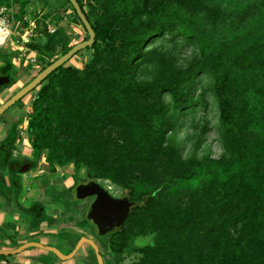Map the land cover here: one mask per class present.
<instances>
[{"label": "trees", "instance_id": "16d2710c", "mask_svg": "<svg viewBox=\"0 0 264 264\" xmlns=\"http://www.w3.org/2000/svg\"><path fill=\"white\" fill-rule=\"evenodd\" d=\"M77 1L92 60L41 85L36 163L47 151L51 169L73 164L127 193L134 207L103 243L117 264L150 236L132 264H264V0ZM46 31L32 46L40 72L74 47L55 58L65 42ZM212 130L220 159L201 151Z\"/></svg>", "mask_w": 264, "mask_h": 264}, {"label": "rangeland", "instance_id": "374dc122", "mask_svg": "<svg viewBox=\"0 0 264 264\" xmlns=\"http://www.w3.org/2000/svg\"><path fill=\"white\" fill-rule=\"evenodd\" d=\"M85 5H86V10L89 11L90 8L88 6V0H82ZM10 3L11 6H19L20 8L18 10L21 12H26V14L32 16L33 18H36L38 21V25L41 30L44 31V29H47V33L52 34L53 30H56L55 34H58L60 37H62L63 41L65 42L64 44L62 43L57 47L54 52H55V58L59 57L63 54V52L69 48L73 47L79 43L84 42L88 37V32L82 25V22L77 13L73 11L71 8L72 5H68L66 3V0H0V3ZM23 6L24 9H23ZM73 7V6H72ZM25 14V13H24ZM79 18V19H78ZM38 42L42 44L47 43V39L45 36H41L38 39ZM169 45L171 43L169 42ZM182 55L181 59L179 61V64L185 67H188L189 61L187 59L192 55V51L189 50H182ZM93 52L84 50L81 53H79L77 56H75L69 63L68 65H74L80 69H82L87 63H89L92 60ZM186 59V61H184ZM53 61V59H51ZM47 62V61H46ZM0 65L1 70L8 71V73H19V76L15 78V81L9 85V92H3L0 95V106L4 104L3 102L6 101L9 97L11 98L12 95H15L17 92H19L26 84H28L30 81H32L40 72V69L35 68L33 65H30L28 63H17L16 61H13V56L6 55V50L4 48L0 49ZM40 66L45 64V61L42 63H39ZM15 75V74H12ZM204 83L207 85L209 83V79L205 78ZM43 86L39 87L37 90L34 92L30 93L28 96H26L22 102H18L14 107H12L9 111H7L4 115L0 117V123L2 121H12L15 116H20L16 121V125L20 124L22 126V131H17V135H19L21 138V143L17 147V149L20 152H25L27 149V152L31 151L33 148V137L31 134H29L28 127H29V121L31 116L33 115V104L35 103L36 99L38 98V95L40 94ZM14 117V118H13ZM9 122V123H10ZM5 124V123H3ZM24 127V129H23ZM261 130H264V127L261 128ZM23 132L26 133V135H23ZM26 139V140H25ZM32 145V146H31ZM207 150V153H210L211 157L214 159H220L222 156H224V152L222 148L220 147L218 143V135L215 131H210L207 136L205 137V142L201 146V151L202 150ZM47 151H43L40 159H38V164H41L40 167H38L37 170L41 171V175L39 177L40 180L37 184H39V187L43 185L42 179L44 177H47V175L50 173L54 175V178H50L51 184H44L43 190L45 191L44 199H43V206L47 210V212L42 213L41 216H37V212L34 210L32 211H23V217L22 219L26 221L27 224L30 223V225L37 231H39V236H33L31 238V241H36V242H44V240H47V242H50L51 244L58 243L61 241L66 242V240L70 236L71 231H77V232H82V235H89L92 236L91 234L95 230L94 226L88 225L85 221L75 219L73 216L77 215L80 217V210L77 211L76 208L75 210L72 208H69L64 202L69 203L74 197L70 195L71 197H65L63 201V192L72 184L73 178L77 175L80 180H85L86 178V169H81L79 172H76L75 166L73 164H68L64 167H56L55 169L49 168H44V161H47ZM2 156V155H1ZM201 156V153H200ZM33 158H35L33 156ZM36 164V163H34ZM37 165H34V168L37 167ZM33 168V171H34ZM1 170L5 171V167L3 166ZM10 170L6 169L5 171V179L8 180L13 173L9 172ZM14 174H18L21 176V173H18L17 171ZM49 179V178H47ZM78 180V179H77ZM30 184H36V180H31L29 179L27 181ZM101 183V186L108 191L111 195L114 197L118 198H123L126 197V192L122 190L120 187L116 186L110 181H99ZM38 190L37 185L34 186ZM13 189V188H12ZM4 195H5V189L3 190ZM12 190L7 191V195L9 197H13L16 199V196L12 194ZM36 193V192H35ZM31 194V193H30ZM33 194V192H32ZM31 194V195H32ZM37 194V193H36ZM20 195V194H19ZM21 197V196H20ZM19 199V197H18ZM20 200V199H19ZM8 205L5 206V211L2 210L0 216L6 214L11 216L10 213L13 214V216H16L17 213L19 214V208L16 209V207H13V212H12V207L7 202ZM73 217V218H72ZM30 226V230L31 227ZM4 228V227H2ZM28 227H26L27 229ZM40 228V229H39ZM64 230V234L61 232ZM71 230V231H70ZM69 231V232H68ZM27 233L25 230L22 232H19V235H24ZM41 233V234H40ZM80 236V235H79ZM78 236V237H79ZM82 236V237H83ZM77 237V238H78ZM103 238H100V241H102ZM105 240V239H104ZM104 242V241H103ZM153 243V237H146V238H139L135 241L134 246L130 251H127L124 255V261L122 264H132L135 263L140 259V255L135 252V249L145 247L149 244ZM20 243L17 241H12L11 244H9V247H19ZM2 246V245H1ZM75 246L70 245L68 247V250L61 248L62 251H64V255H69L70 251L73 250ZM15 248V249H16ZM93 249V248H92ZM90 250V248H89ZM88 250V251H89ZM26 252H32V253H46V251H42L41 249L37 248H31L28 249L27 251L23 252L22 254ZM17 255V256H8V257H1L3 259H7L10 263H17L19 262V257L22 255ZM71 254V253H70ZM85 254V251L82 250L79 252L77 256H75L74 259L68 260V261H62L53 253H48L47 256L42 258L41 260L44 262V264H86L87 259H83ZM82 257V258H81ZM91 263L96 264L94 256L92 255L91 258ZM23 260L20 261L21 264H23ZM106 264L107 261H106Z\"/></svg>", "mask_w": 264, "mask_h": 264}, {"label": "water", "instance_id": "95a60500", "mask_svg": "<svg viewBox=\"0 0 264 264\" xmlns=\"http://www.w3.org/2000/svg\"><path fill=\"white\" fill-rule=\"evenodd\" d=\"M73 8L75 9L78 17L80 18L82 24L86 28L89 39L75 45L67 54L61 56L57 61L52 63L42 72H40L32 81L26 84L19 92H17L13 97H11L7 102L0 106V117L14 107L18 102L22 101L30 93L37 90L46 79L57 71L61 66L72 60L78 53L92 48L96 42V33L93 30L90 22L88 21L86 15L84 14L79 2L77 0H69ZM10 83L9 77H3L0 74V89L7 86ZM31 164L26 165L20 172L29 170ZM97 197L95 203L90 209L89 219L94 222L98 227L101 235H106L111 232L115 227H122L127 220L134 203H132L129 198L115 199L113 198L99 183L92 182L88 185H81L77 189L78 199H86L88 197ZM43 207L39 206L35 209L38 216L41 215ZM90 245L93 248L95 255L97 257L98 264H104V259L100 254L99 247L95 242L86 237H82L73 252L69 255H64L56 247L45 245L41 242H28L20 247L13 250L0 249L1 257L17 256L22 254L31 248L41 249L50 253L55 254L62 261H68L75 258L77 253L86 245Z\"/></svg>", "mask_w": 264, "mask_h": 264}, {"label": "crops", "instance_id": "0c3cea01", "mask_svg": "<svg viewBox=\"0 0 264 264\" xmlns=\"http://www.w3.org/2000/svg\"><path fill=\"white\" fill-rule=\"evenodd\" d=\"M19 7V6H17ZM20 8H18L19 10ZM20 15H23L26 12H18ZM2 63H0L1 65ZM18 117L20 116H15L16 120L18 119ZM14 118V117H13ZM13 121V120H12ZM12 121L9 123L8 121H2V123H0V145L1 143H3V141H5V138L7 137V134L11 128V124ZM5 123V124H3ZM24 129V127H23ZM18 131H22V126L20 125L18 127ZM23 135H26L25 132H23ZM21 138L20 136L18 137V141L20 145L21 143ZM26 140V139H25ZM32 146V145H31ZM33 156L35 157L33 148L31 149V151L27 152V149L25 150V152H20L19 150L17 151V153L14 154V156L11 158V161L13 160H24V159H30V160H34L36 162V159L33 158ZM3 164L2 161V156L0 155V166ZM44 168H49L48 163H46L44 161ZM41 164H38L37 167L35 168V171H31L28 173H24L21 172L23 174H21V176H19L18 174H13L8 180L5 179V172H1L0 171V214L1 211L4 210L5 211V206L8 205L7 202H9V204L12 207V212H13V207L19 208V214L17 213L16 216H13L12 213L11 216L7 215L5 212V215H2V217L0 216V249H6V250H13L16 247H9V244H11L12 241H17L20 244L19 245H23L25 243L28 242H33L31 241V238L34 236H39V231L35 230L30 223L27 224L26 221H24V217H23V211H34L35 208L40 205L43 206V199H44V193L45 191L43 190L44 184H51L50 182V178L52 174H48L47 177H44L42 179L43 185L42 187H39V184H37L40 180L39 177L42 174L41 171L37 170L38 167H40ZM49 178V179H47ZM52 178H54V175H52ZM29 179H33L36 180V184H30L27 181ZM37 185L38 190L36 188H34V186ZM13 188V189H12ZM5 189V195L3 190ZM12 190V194L16 196V199H14L13 197H9L6 193L7 191ZM33 192V194H32ZM37 194H36V193ZM32 195H31V194ZM20 194V195H19ZM21 196V197H20ZM19 197V199H18ZM18 210V209H17ZM48 210V209H47ZM47 212V211H46ZM23 217V219H22ZM30 226L32 227L30 230ZM4 227V228H2ZM26 227H28L26 229ZM40 229V228H39ZM26 231L27 233H25L24 235H19V232ZM41 234V233H40ZM45 242H47V240H44ZM2 245V246H1ZM20 247V246H19ZM18 248V247H17ZM43 251V250H42ZM47 256V251L46 253H32V252H26L24 254H22L19 257V262H17V264H21L20 261L23 260V264H43L41 261H39L38 259L40 257H45ZM69 264V263H68ZM71 264V263H70Z\"/></svg>", "mask_w": 264, "mask_h": 264}, {"label": "flooded vegetation", "instance_id": "af4514ba", "mask_svg": "<svg viewBox=\"0 0 264 264\" xmlns=\"http://www.w3.org/2000/svg\"><path fill=\"white\" fill-rule=\"evenodd\" d=\"M2 68V67H1ZM1 68H0V74H1V76H3V77H9V79H10V75L9 74H7V72L5 71L4 72V70H1ZM11 74V73H10ZM12 80H10V83L7 85V86H4V87H2L1 89H0V95L3 93V92H9V85L12 83L11 82ZM14 95H12L11 97H13ZM10 99V97L6 100V101H4L3 103H5V102H7L8 100ZM22 102V101H21ZM19 118V117H18ZM15 121H16V118H14L13 119V121H12V124H11V128H10V130H9V132H8V134H7V137L5 138V141H3V143H1V145H0V155H2V161H3V164L0 166V171L1 172H5L6 171V169H8V170H10L9 172L11 173H15L16 171L18 172V173H21L20 172V170H22L26 165H28V164H31V167H30V169L29 170H26V171H24V173H28V172H31V171H33V168H34V165L36 166L37 165V163L34 161V160H30V159H24V160H13V161H11V158L14 156V154L15 153H17V151H18V149H17V147H18V144H19V141H18V137H19V135H17V131H18V127L20 126V124L18 125H16V123H15ZM8 144H9V146L12 148L11 149V157L8 159V161L7 162H5V154L8 152ZM34 163H36V164H34ZM5 167V171H3V170H1V168L2 167ZM36 168V167H35ZM35 168H34V171H35ZM21 174H23V173H21ZM78 179V180H77ZM92 182H96V183H99L100 185H101V183L99 182V181H88L87 180V177L85 178V180H80L79 179V177H77V176H75L74 178H73V182H72V184L73 185H71V186H69L64 192H63V195H61V197H63V201H64V199H65V197H71L70 195H72L73 197H74V199H72L69 203H66V202H64V204H66L69 208H72V209H74L75 210V208H76V210L77 211H79L80 210V217H78L77 215L75 216H73L75 219H80V220H82V221H85L88 225H92V226H94V228H95V230L93 231V233L91 234L92 236H89V235H82V232H77V231H71L70 232V236H69V238L66 240V242H63V241H61V243L60 242H58V243H54V244H51L50 242H43V244H45V245H50V246H53V247H56L57 249H59L62 253H64V251H62V247H63V249H66V250H68V247L70 246V245H74L75 247H76V245L78 244V242L80 241V239L82 238V236L83 237H86V238H88V239H91V240H93L94 242H95V244L99 247V249H100V254L102 255V257H103V259H104V264H106V261H107V263L108 264H117V262L115 261V260H113L110 256H108L107 255V253H106V250H105V247H104V242L103 241H105L104 239L107 237V236H109L110 234H114V233H116V232H118L119 230H120V228L121 227H115L111 232H109L108 234H106V235H101L100 234V231H99V229H98V227L94 224V222L92 221V220H90L89 219V217H88V215H89V212H90V209H91V207L93 206V204L95 203V201H96V199H97V197H88V198H86V199H78V197H77V189H78V187H80L81 185H88V184H90V183H92ZM108 192V191H107ZM109 193V192H108ZM110 194V193H109ZM111 195V194H110ZM113 198H115V199H123V198H127V197H123V198H118V197H114L113 195H111ZM40 205H38L37 207H39ZM36 207V208H37ZM41 207H43V211H42V213H45L47 210L45 209V207L44 206H41ZM35 208V209H36ZM42 213H41V215H42ZM40 215V216H41ZM72 217V218H73ZM63 234L62 235H65L64 233V230H62L61 231ZM69 232V231H68ZM80 235V236H79ZM79 236V237H78ZM78 237V238H77ZM100 238H103L102 239V241H100ZM42 243V242H41ZM74 247V248H75ZM74 248H73V250H74ZM89 248H90V250H89ZM73 250L72 251H70V253H72L73 252ZM82 250H84L85 251V254H84V257H83V259L85 258V260L87 259L88 261H87V263H91V260H90V258H91V256L92 255H95V252H94V250L91 248V246L90 245H88V244H86L80 251H82ZM89 250V251H88ZM79 251V252H80ZM79 252L77 253V255L79 254ZM48 253H50V252H48ZM69 253V254H70ZM65 254V253H64ZM76 255V256H77ZM95 257H96V255H95ZM42 258H44V257H40L38 260L39 261H41L43 264H44V262L41 260ZM82 258V257H81ZM96 259H97V257H96ZM86 263V264H87ZM61 264V263H60ZM62 264H64V263H62ZM85 264V263H84ZM97 264H98V261H97Z\"/></svg>", "mask_w": 264, "mask_h": 264}, {"label": "built area", "instance_id": "2783aa9c", "mask_svg": "<svg viewBox=\"0 0 264 264\" xmlns=\"http://www.w3.org/2000/svg\"><path fill=\"white\" fill-rule=\"evenodd\" d=\"M56 30L52 31L54 34ZM42 36L36 18L28 14L20 15L18 7L10 3H0V49L6 50V55H12L13 61L23 64L28 63L37 69L40 66V53L32 46L38 43ZM0 264L10 263L6 258H0Z\"/></svg>", "mask_w": 264, "mask_h": 264}]
</instances>
